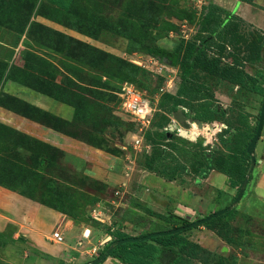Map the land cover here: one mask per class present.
I'll list each match as a JSON object with an SVG mask.
<instances>
[{
    "label": "rangeland",
    "instance_id": "1",
    "mask_svg": "<svg viewBox=\"0 0 264 264\" xmlns=\"http://www.w3.org/2000/svg\"><path fill=\"white\" fill-rule=\"evenodd\" d=\"M213 2L74 0L90 13L83 33L71 12L48 0H0V186L58 216L39 233L61 252L44 251L39 264H89L119 230L130 237L168 231L160 215L174 214L181 225L234 204L239 191L226 174L216 171L211 184L197 170L207 152L223 159L238 184L250 171L245 150L264 103V0H237L241 6L231 13L207 20ZM148 45L164 48L170 59L149 56ZM192 45L202 49V65L191 82L205 89L192 102L183 98L179 110L193 119L215 111L203 128L195 124L214 134L195 141L179 133L187 130L169 111L181 83L171 59H182ZM125 85L147 101L141 114L124 108ZM255 156L235 214L216 230L186 231L202 249L180 264H264V175L251 198L264 162V129ZM85 229L92 231L88 239ZM57 232L64 242L48 240ZM176 258L168 252L161 262Z\"/></svg>",
    "mask_w": 264,
    "mask_h": 264
},
{
    "label": "trees",
    "instance_id": "2",
    "mask_svg": "<svg viewBox=\"0 0 264 264\" xmlns=\"http://www.w3.org/2000/svg\"><path fill=\"white\" fill-rule=\"evenodd\" d=\"M48 1L51 4L62 9L63 11H66L69 13L71 12L72 16L73 15L75 16L74 18L73 17L71 18L72 19L71 21L73 23H75V24H73L74 27L83 33H85V32L87 33L88 28H87L86 24H87V22L90 21L88 19L89 18L88 14H90V13L84 12V10H81L78 7L75 8V5L72 3L74 0H48ZM220 11H225V10L214 5V4H212V6L206 8L205 18L207 20H212L215 13L220 12ZM226 13H228V12H226ZM92 16L93 15H91V19H92ZM84 23H86V24H84ZM84 25H86V26H84ZM211 41H212V38H210V37L206 38L202 41V45L204 46V45L210 44V43H212ZM203 46H201V47H203ZM146 52L149 56H152L154 58H159L160 60H163L165 58H169L168 51L165 50L164 48L160 47V46H157V45H154V46L148 45L146 47ZM201 54H202V49L199 46H196V45L193 46L192 45V46H190V48H188L186 54L184 55V57L182 59H180L179 57H175V58L171 59L173 61L174 66H179L181 83H180L179 89L177 91L176 97H171L173 99V102H172V107L169 110L170 113H175L180 109V107H182V103H184V101L182 100L183 98H186L189 102H192L205 89L204 85L192 84V82H191L195 69L199 65H202V64H200ZM82 57L86 58V56L84 55L83 52H82ZM210 71H212V70H210ZM236 73H237L238 77L243 76V72H239V70H236ZM9 75H10V73H9ZM27 75L30 76V78H31V75L29 73ZM20 81H22L23 83H28L24 79H20ZM207 110L208 111L204 110L202 113L194 114V119L199 120L203 123H208L210 120L212 121L213 118H211L208 113H209V111L213 112V113L215 111L211 110L210 108H208ZM259 117H260V114H259ZM164 133H165V135H169L167 131ZM245 153H246L247 158L250 159V156L247 153V148L245 150ZM203 158L205 160V163H203V165H200L199 167H201V168H199L197 170V174H199L201 178H205V179L208 178V176L210 175V173L212 171L222 172L229 177L231 187L237 188V190L240 191L241 184L244 180V176L238 184L235 182L234 177H232L228 173V171H225L224 168H222V166L224 165L222 158H216L214 156V154L207 153V152L203 153ZM149 170L153 173L156 172V169L154 167H151V168L149 167ZM182 170L186 171L187 170L186 166H184L182 168ZM251 179H252V176L250 177V181H251ZM173 180L174 179H172L170 181H173ZM0 185L3 186L1 183H0ZM236 211H237L236 209H233L229 213H227L223 216L217 217L215 219H212L211 221L206 222L204 225H201V226L207 227L209 230H216V225L218 223L223 222L225 217L230 216V215H234ZM210 215H211V213H210ZM210 215H208V216H210ZM208 216H206V217H208ZM159 218L161 220H163L166 225L171 226L172 229H177L179 227H185V226L191 224L187 220H182L183 223L181 225H178V221H180V220L174 214H170V216H168V217L160 215ZM201 226H197V227H201ZM197 227H195V228H197ZM225 227H226V225L223 224L220 227V229H218L219 234L222 235V230ZM188 230H191V229H188ZM188 230H185L184 232H181L179 234L153 238L151 241H147V242L123 244L121 246L116 247V249L112 252L110 257L118 260L122 264H162L161 261H162L164 255H166L168 252L176 251L177 258H176V260H174L173 264H180L181 262H183V261L185 262V261L189 260L192 256H194L193 252H196V250H198V249H202L197 244L190 242L185 236H183L184 233ZM145 235H147V234L142 233V234H140L139 237L145 236ZM112 236L114 239L104 247L103 251L101 252V255L105 253V251L108 249V247L111 244H113L119 240L130 237L126 233L122 232L121 230H119V232H116ZM222 236L224 237V235H222Z\"/></svg>",
    "mask_w": 264,
    "mask_h": 264
},
{
    "label": "crops",
    "instance_id": "3",
    "mask_svg": "<svg viewBox=\"0 0 264 264\" xmlns=\"http://www.w3.org/2000/svg\"><path fill=\"white\" fill-rule=\"evenodd\" d=\"M212 4L228 13H231L237 5L241 6V3L237 2V0H214ZM262 163L260 168L261 176L253 187L251 198L256 197L255 190L264 175V162ZM216 174L218 173L213 171L209 175L208 183L215 184ZM226 179L227 176L225 175V185L229 189L230 186ZM186 192L190 193L191 191L187 190ZM260 199L264 200L261 197ZM57 219L58 216H55V213L51 210L0 186V264H39L43 260L42 254L44 251L51 255L59 256L61 250L58 251L55 246H50V242H47L42 237V234L40 235L39 233L45 229L48 220L56 221ZM48 240L52 241V237L48 238ZM69 255H77V253L73 251ZM82 255V259H84L86 255L83 252ZM37 260L38 262H36ZM104 264L122 263L109 257Z\"/></svg>",
    "mask_w": 264,
    "mask_h": 264
},
{
    "label": "water",
    "instance_id": "4",
    "mask_svg": "<svg viewBox=\"0 0 264 264\" xmlns=\"http://www.w3.org/2000/svg\"><path fill=\"white\" fill-rule=\"evenodd\" d=\"M174 118H175V121H177V123L180 124L186 130L191 129V124H197V125H199L200 128H203V124L201 121L193 119L191 116L187 115L185 112H183L181 110H178L177 112L174 113ZM263 129H264V103H263L261 111H260L259 123H258L256 134L247 147V153L251 159L250 171L247 174V176H246V178H245V180H244V182L240 188L238 197L236 198V200L232 206H230L226 209L220 210L216 213H213L210 216H208L204 219H201L199 221H196L194 223H191L185 227H179L177 229H172V230H168V231L155 232V233H151V234L141 236V237H128V238L119 240V241L111 244L108 247V249L105 251L104 254H102L100 257L93 260L89 264H102V263H104L110 257V255L116 249V247L121 246L123 244L147 242V241H151L153 238L179 234L181 232H184L185 230L193 229L197 226L204 225L206 222H209L212 219L223 216V215L229 213L230 211H232L234 206L236 204H238L240 202V200L242 199L244 192H245V189H246V186L249 183V178L251 177V175L253 174V172L255 170V167L257 164L255 153H256L257 144L261 138V134H262ZM184 136L187 137V132H184Z\"/></svg>",
    "mask_w": 264,
    "mask_h": 264
},
{
    "label": "built area",
    "instance_id": "5",
    "mask_svg": "<svg viewBox=\"0 0 264 264\" xmlns=\"http://www.w3.org/2000/svg\"><path fill=\"white\" fill-rule=\"evenodd\" d=\"M120 96L123 100L124 108L128 110L129 112L141 114L140 112H142V107H144V105L147 104V101L144 100L143 95L139 93L133 86L125 85L122 88V92ZM192 125H195V124H191V127ZM191 130L192 128L187 130V133H189L190 135H192ZM178 131L179 133L184 134V131L182 130H178ZM93 217L99 222H102V223L105 222V220L102 219L103 214L101 212H98L97 210L94 211ZM91 232L92 231L90 229H85L83 233V237L85 239H88L91 236ZM52 241L56 243H62L64 242V237L59 232H57L53 234ZM105 243H106V240L103 242V244Z\"/></svg>",
    "mask_w": 264,
    "mask_h": 264
},
{
    "label": "clouds",
    "instance_id": "6",
    "mask_svg": "<svg viewBox=\"0 0 264 264\" xmlns=\"http://www.w3.org/2000/svg\"><path fill=\"white\" fill-rule=\"evenodd\" d=\"M145 107L147 108V105H145ZM212 134H214V133H212L208 127H205L203 132H201V131L197 130L196 125H192V137H193L194 141L197 137H199L201 135H204L205 137H210Z\"/></svg>",
    "mask_w": 264,
    "mask_h": 264
}]
</instances>
